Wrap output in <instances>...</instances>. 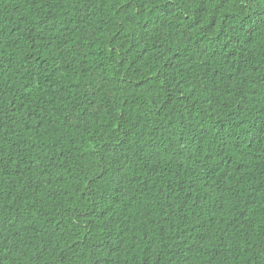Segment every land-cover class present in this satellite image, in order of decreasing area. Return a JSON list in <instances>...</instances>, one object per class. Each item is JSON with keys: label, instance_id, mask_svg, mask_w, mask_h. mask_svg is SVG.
Segmentation results:
<instances>
[{"label": "trees", "instance_id": "obj_1", "mask_svg": "<svg viewBox=\"0 0 264 264\" xmlns=\"http://www.w3.org/2000/svg\"><path fill=\"white\" fill-rule=\"evenodd\" d=\"M0 264H264V0H0Z\"/></svg>", "mask_w": 264, "mask_h": 264}]
</instances>
